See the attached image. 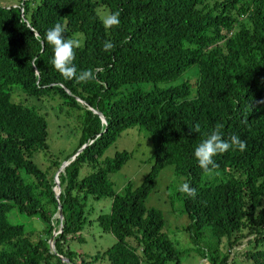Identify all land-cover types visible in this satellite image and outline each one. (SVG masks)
<instances>
[{
    "label": "trees",
    "instance_id": "16d2710c",
    "mask_svg": "<svg viewBox=\"0 0 264 264\" xmlns=\"http://www.w3.org/2000/svg\"><path fill=\"white\" fill-rule=\"evenodd\" d=\"M100 7L105 15L119 11V26L106 29ZM56 23L64 26L66 39L80 42L73 61L77 75L92 69L94 80L65 79L55 69L53 46L44 37ZM105 41L114 45L112 50H104ZM193 66L195 81L188 77L160 85ZM141 82L153 87L122 89ZM16 90L25 96L60 95L68 105L84 109L80 143L63 162L54 161L51 176L34 160L36 152L50 148L49 123L32 103L16 101ZM196 124L200 131L189 134ZM217 124L223 125L225 140L238 136L246 149L214 156V170L229 176L202 185L204 171L194 151ZM136 125L151 133L154 161L139 186L128 182L119 193L110 174L132 153L102 157L125 129ZM84 164L93 170L80 178ZM169 164L195 189L194 196L184 197L189 229L209 227L216 242L226 244L223 252L213 247L206 258L212 264H264V0L0 5V264H87L68 241L83 239L79 233L87 221L83 200L88 196L112 199L111 210L97 217L117 239L104 252L109 264H180L164 231L162 210L146 206ZM59 206L63 217L56 215ZM12 209L41 220L48 236L32 239L26 223L10 220ZM59 224L55 255L49 240Z\"/></svg>",
    "mask_w": 264,
    "mask_h": 264
},
{
    "label": "rangeland",
    "instance_id": "374dc122",
    "mask_svg": "<svg viewBox=\"0 0 264 264\" xmlns=\"http://www.w3.org/2000/svg\"><path fill=\"white\" fill-rule=\"evenodd\" d=\"M25 1L0 0V5L17 6ZM98 10L102 17L106 16L104 13L106 12L105 8L100 7ZM195 71H197V67L193 66L184 72L176 81L160 83V85L178 84L188 77L192 81H195ZM133 87L150 89L153 87V84L151 82H141L133 85L127 84L122 89L127 90ZM13 96L16 101L22 100L27 103H32L29 106L37 109L38 112L46 117L49 123L50 136L48 142L50 148L47 152H36L34 160L42 169L48 170L51 176L56 170L54 161L63 162L68 155L75 151L80 143L84 109L68 105L64 98L55 94L43 97L25 96L21 90H16L13 92ZM123 150L131 152V157L121 169L110 174V179L114 182V187L119 193L124 192V188L128 182H131L133 187L139 186L145 179V176L150 172L154 161L153 153L155 151L151 133L140 125L125 129L117 140L106 150L102 159L114 157L118 151L121 152ZM68 162L65 161L62 164L60 172L64 170L65 164H68ZM92 170L91 166L84 164L80 171V178ZM59 173L57 172L56 175L59 176ZM228 176V174L220 170H213L211 174L203 172L200 175L199 182L202 185L207 183L211 184L224 180ZM56 182H59V178L57 177ZM185 182H187L186 177L177 175L173 164L166 165L156 180L154 190L146 199V206L148 208L155 207L162 210L165 218L164 231L173 241L174 246L179 252L180 264H212L209 258H206V254L208 256L213 247L220 248L222 252L227 247L226 244L223 245V243L216 242L209 227L189 229L188 226L191 223V219L185 209L184 197L186 194L178 190L179 186ZM55 190L60 191L61 189L59 186H56ZM83 201H85V215L87 217V221L79 233L83 239H70L68 244L72 250L83 253L80 255V258L86 259L87 264H109V260L104 252L117 239L112 233L105 232L102 229L97 217L100 213H106L111 210L112 199L110 197L94 199L88 196ZM56 215H59V213ZM9 217L14 223H26L27 228H29L28 234L34 240H38L40 237L47 235L45 234L44 223L35 217L30 218L24 214H19L16 209H12L9 212ZM60 217L62 216L60 215ZM62 227L63 224H59L58 229L53 231V235L49 240L51 243V252L55 255L58 252L54 242ZM262 246L263 243L260 242V247ZM241 248L244 249L245 246ZM97 255L99 258L93 260ZM248 264H252V262L248 261Z\"/></svg>",
    "mask_w": 264,
    "mask_h": 264
},
{
    "label": "clouds",
    "instance_id": "9594fccd",
    "mask_svg": "<svg viewBox=\"0 0 264 264\" xmlns=\"http://www.w3.org/2000/svg\"><path fill=\"white\" fill-rule=\"evenodd\" d=\"M120 12H110L103 17L102 23L106 29L119 26L120 24ZM64 26L60 23H56L53 27L49 28L44 39L47 43L53 46V58L51 63L55 69L65 78H75L78 82L86 83L96 78L95 72L92 69H87L77 75V69L73 64L75 58V50L80 47V42L75 38H65ZM114 45L110 41H105L103 48L105 51L112 50ZM222 124H217L216 127L207 135L194 151V156L198 161L199 167L208 174L218 167L213 157L218 154H223L229 149L239 150L243 152L246 149V141L240 139V137L233 135L229 140L223 138L221 129ZM191 132H199L200 125L196 124L194 129H189ZM178 190L185 193L188 196L195 195V189L191 188L189 183L185 182L181 184Z\"/></svg>",
    "mask_w": 264,
    "mask_h": 264
},
{
    "label": "water",
    "instance_id": "95a60500",
    "mask_svg": "<svg viewBox=\"0 0 264 264\" xmlns=\"http://www.w3.org/2000/svg\"><path fill=\"white\" fill-rule=\"evenodd\" d=\"M96 112L99 113V111H97V110H96ZM101 117L103 118L104 121H106L105 117L102 114H101ZM56 192L59 193L60 191H56ZM59 215H61L63 217L62 206H59Z\"/></svg>",
    "mask_w": 264,
    "mask_h": 264
}]
</instances>
